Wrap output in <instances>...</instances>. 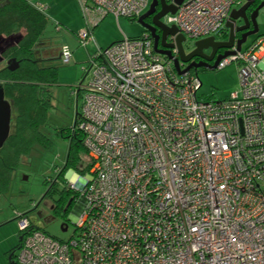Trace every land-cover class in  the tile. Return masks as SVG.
I'll use <instances>...</instances> for the list:
<instances>
[{"label":"built area","instance_id":"obj_1","mask_svg":"<svg viewBox=\"0 0 264 264\" xmlns=\"http://www.w3.org/2000/svg\"><path fill=\"white\" fill-rule=\"evenodd\" d=\"M79 1L83 44L107 14L136 19L151 3ZM243 3L183 0L162 20L194 46L229 32ZM60 57L71 61L67 45ZM234 61L241 88L201 99L197 73L180 74L146 30L99 47L76 90L74 123L92 162L77 188V237L60 239L19 213L12 264H264V33L218 67Z\"/></svg>","mask_w":264,"mask_h":264},{"label":"rangeland","instance_id":"obj_2","mask_svg":"<svg viewBox=\"0 0 264 264\" xmlns=\"http://www.w3.org/2000/svg\"><path fill=\"white\" fill-rule=\"evenodd\" d=\"M45 6L48 18L47 26L39 40L37 49L42 55V63L58 67L57 83L50 86L51 105L49 107L48 125L43 126V132L52 140L49 148L35 145L31 151L23 155L19 164L13 170L7 189L0 194V264H10L9 250L16 248L20 242L18 213H28L32 222L60 239L77 237L76 219L81 213L80 197L74 199L67 218L55 214L53 205L60 198L62 184L52 194L47 193L55 180L57 170L61 168L69 151L70 139L57 133L62 128H70L81 110L82 99L76 90L80 80L85 75L84 67L89 66L90 59L99 47H107L124 35L138 36L144 30L136 19L121 16L118 20L113 14H107L92 29V40L87 44L80 42L78 33L87 29V20L79 0H32ZM259 31L250 35L243 44L246 48L258 35L264 33V6L257 17ZM67 45L72 51V59L65 63L59 56L61 48ZM186 51L193 47L190 39L184 42ZM209 50V49H207ZM6 66V60L0 63V70ZM197 73L201 81L198 96L201 99H224L231 92L241 88L239 64L232 62L224 67L214 69L201 67L191 70ZM70 179H68V177ZM73 190L86 180L73 169L65 176ZM50 178V183L45 179ZM77 181L73 184L71 181ZM66 202L71 201V196ZM63 224L67 230H63Z\"/></svg>","mask_w":264,"mask_h":264},{"label":"trees","instance_id":"obj_3","mask_svg":"<svg viewBox=\"0 0 264 264\" xmlns=\"http://www.w3.org/2000/svg\"><path fill=\"white\" fill-rule=\"evenodd\" d=\"M262 1L254 0L247 11L248 15ZM47 23L45 12L28 0H0V45H6L11 41L8 46L1 49L0 59L2 61L16 57L20 60L17 69L10 70L6 65L0 70V83L4 87L5 98L12 105L11 131L0 148V194L7 189L13 170L23 155L28 154L35 145L49 148L52 143L42 127L48 125L52 95L50 86L57 83L59 70L58 67L44 64L37 59V47ZM144 31L145 29L142 33ZM240 34L238 33V36ZM222 37L227 38L228 32ZM57 133L68 137L70 145L65 163L57 170L56 178L47 193L52 194L57 190L59 183L63 185L61 196L52 208L55 214L67 218L72 203L80 192L74 190L75 196L70 202H66L69 199L66 193L70 189L66 173L73 169L85 175L90 170L92 162L83 142V132L77 129L75 123L70 128L60 129ZM50 181L52 180L48 178L44 182ZM35 228L43 229L37 225ZM20 243L21 237L17 247ZM16 248L9 251L10 264L13 262Z\"/></svg>","mask_w":264,"mask_h":264},{"label":"water","instance_id":"obj_4","mask_svg":"<svg viewBox=\"0 0 264 264\" xmlns=\"http://www.w3.org/2000/svg\"><path fill=\"white\" fill-rule=\"evenodd\" d=\"M183 0H174V2H168L167 0H151L149 8L138 18V21L142 24L145 30L151 32L154 40L155 51L167 56L174 61L175 68L180 74L186 71H190L192 68L198 69L199 67L214 69L218 67L219 62L228 55L234 54L236 50H241L243 44L247 41V38L259 31V24L257 17L260 9L264 6V0L248 15V9L253 4L254 0H245V2L239 7L234 8L231 12L230 19L227 21L226 26L229 30L227 39L217 40L215 36H209L206 38L195 41L194 46L189 52L185 50L184 41L186 39L183 33H178V27L176 25H168L162 19L167 13H175L177 5L182 3ZM160 7V9H158ZM152 16V23L145 21L147 16ZM253 28H250V27ZM162 30L161 43L163 47H159L160 36L156 34V29ZM238 32H242L240 36H237ZM173 39L172 42H168V38ZM236 46V50L234 47ZM177 48V55L173 53V49ZM212 49L211 53L205 52L206 49ZM219 48H225V52L219 54L215 62L213 61L214 55ZM199 56L204 59L201 62H190L182 68V64H186L193 57ZM8 68L15 70L20 65V60L16 57H12L7 61ZM12 120V105L5 98V91L3 85L0 83V148L4 145L11 131ZM63 230H67V225L63 224Z\"/></svg>","mask_w":264,"mask_h":264},{"label":"flooded vegetation","instance_id":"obj_5","mask_svg":"<svg viewBox=\"0 0 264 264\" xmlns=\"http://www.w3.org/2000/svg\"><path fill=\"white\" fill-rule=\"evenodd\" d=\"M167 1L170 2V0H167ZM244 2H245V0H244ZM148 8H149V7H148ZM148 8H147V9H148ZM147 9H146V10H147ZM158 9H160V7H159ZM146 10H145V11H146ZM145 11H144V12H145ZM152 16H153V15L147 16V17L145 18V21H147L148 23H152ZM250 28H253V27L251 26ZM146 32L150 33V35H151V32H150L149 30H146ZM238 33H242V32H238ZM238 33H237V34H238ZM156 34L160 36L159 47H160V48H165V47H163V45H162V43H161L162 30H161L160 28H157V29H156ZM151 36H152V35H151ZM237 36H238V35H237ZM225 39H227V38H225ZM153 40H155L154 37H153ZM217 40L220 41V40H224V39H223V37L221 36L220 38H217ZM172 41H173V39H171V37H169V38H168V42H172ZM10 42H11V41H9L6 45H0V52H1V49H2V48H5L6 46H8ZM191 49H193V48H191ZM191 49H190V50H191ZM225 50H226L225 48H219V49H217V51H216V53H215V55H214V59H213V61H211L210 63L213 64V63L215 62L216 57H217L219 54H222L223 52H225ZM37 51H38L37 59H39V60L42 61V60H43V59H42L43 57H42V55L40 54V50L37 49ZM211 51H212L211 48H210L209 50H207V49L205 50V52L208 53V54H210ZM187 52H189V51H187ZM59 56H60V54H59ZM8 60H9V59L7 58V59H6V65H7V61H8ZM2 61H4V60H2ZM2 61H1V59H0V63H1ZM201 61H204V59L201 58V57H199V56H196V57H193L189 62H187L186 64H184V66H186V65L189 64L190 62H195V63H196V62H201ZM7 66H8V65H7ZM199 68H201V67H199ZM199 68H198V69H199ZM191 70H197V69L192 68ZM70 189H71V187H70ZM70 189H69V191L67 190L66 196H67V195H70V196H71L70 199L72 200L73 197L75 196V193H74V189H73V190L71 189L72 192L70 191Z\"/></svg>","mask_w":264,"mask_h":264},{"label":"crops","instance_id":"obj_6","mask_svg":"<svg viewBox=\"0 0 264 264\" xmlns=\"http://www.w3.org/2000/svg\"><path fill=\"white\" fill-rule=\"evenodd\" d=\"M28 1L31 2L32 4H34L37 8H39L40 6H42V4H40V3H33L32 0H28ZM42 7H43V8H46L45 6H42ZM44 10H45V9H44ZM44 12H45V11H44ZM101 47H102V46H101ZM67 177H68V176H67ZM68 179H70V178L68 177ZM71 182H77V181L74 180V181H71ZM18 214H19V213H18ZM15 219H17V215H16ZM17 221H18V220H17ZM19 235H20V233H19ZM20 236H21V235H20ZM20 236H19V238H20ZM11 249H13V248H11ZM11 249H10V250H11ZM10 250H9V251H10ZM9 251H8V252H9ZM9 258H10V257H9Z\"/></svg>","mask_w":264,"mask_h":264}]
</instances>
